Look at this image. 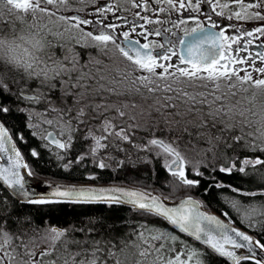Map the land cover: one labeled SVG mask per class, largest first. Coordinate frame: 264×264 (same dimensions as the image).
<instances>
[{"label":"snow or ice","instance_id":"snow-or-ice-1","mask_svg":"<svg viewBox=\"0 0 264 264\" xmlns=\"http://www.w3.org/2000/svg\"><path fill=\"white\" fill-rule=\"evenodd\" d=\"M125 3L138 10L133 19L116 15L121 9L119 0H0V25L13 31L19 25L20 31L37 36L40 46L36 63L23 68L10 60L0 63V161H6L0 163V191H9L22 205L130 206L141 215L164 221L173 231L141 225L130 233L131 241L118 242L96 239V229L90 227L46 225L13 233L7 227L10 217L3 212L0 264H213L214 259L225 264H264V258L257 257L258 250L264 251L261 239L233 227L235 221L227 211L222 212L224 220L203 211L202 202L192 196L170 206L168 198L154 191L116 184H44L47 191L43 193L36 190L43 182L32 184L35 173L2 119L13 111L27 113L31 135L39 136L43 147L63 162L64 171L91 164L94 169L118 172L156 159L163 161L171 177L169 187L192 190L201 185L205 176L201 167H209L208 157L216 161L224 156L225 163L219 167L213 163L212 172L247 176L252 169L264 180L259 171L264 155L227 157L221 150L223 146L234 152L242 146L264 153V52L253 56L249 51L254 40L264 37V0ZM205 4L209 7L207 27L199 20ZM87 5L94 7L87 16L81 15ZM182 10L197 14L188 17L195 26L188 27L184 19H171L173 12ZM110 16L117 22H109ZM214 16L259 23L251 29L233 23L221 27ZM44 20L48 23H39ZM57 25L63 30H54ZM150 36L162 37L163 42L150 40ZM88 49H95L109 63ZM250 90V97L244 95ZM35 105L43 108L38 110ZM42 125L59 131L54 135ZM17 139L27 143L23 135ZM193 140L207 146L197 148ZM78 141L83 150L68 158ZM182 142L185 148L191 145L190 150L197 151L201 159L187 160ZM29 154L40 157L35 148ZM85 179L94 181L98 175L90 172ZM225 187L249 198L248 203L225 200L241 223L258 228L264 238V188L244 191L217 181L205 192ZM6 204L7 197L0 201V206ZM22 220L29 222L27 217ZM75 232L84 238L70 235ZM176 232L201 247L189 246ZM177 242L182 245L180 251L175 248ZM41 245L43 250L37 251ZM237 249L250 255H238Z\"/></svg>","mask_w":264,"mask_h":264},{"label":"trees","instance_id":"trees-1","mask_svg":"<svg viewBox=\"0 0 264 264\" xmlns=\"http://www.w3.org/2000/svg\"><path fill=\"white\" fill-rule=\"evenodd\" d=\"M82 51V50H77ZM2 63V62H0ZM110 71H114L110 69ZM246 96H251V94H244ZM21 107L25 105L21 104ZM246 107L247 104L245 103ZM12 107L15 108L16 104L13 102ZM39 110L43 108V105H35ZM5 126L10 129V134L13 137L14 143L18 145L22 154L24 155L25 161L33 169L35 176L39 178H44L51 181L59 182H93V183H120L128 184L134 187H141L147 191L153 190L160 195L162 194L166 198L173 199L177 198L179 195L190 192H202L205 191L210 184L217 181L221 182L224 185H232L236 188L246 189L247 191H255L264 188V180L261 179L252 169H249V175L245 176L240 173L234 172L232 175H226L220 172H212L211 165L214 163L216 167H219L221 164L225 163V157L221 156L216 161H212L211 156L208 157L209 167L204 169L201 167V171L205 172L204 178L201 180V185L198 189L186 190L179 189L178 193L175 195H168L174 190L169 187L168 181L171 177L166 173L162 167V160L152 159L149 164H140L137 168L132 169L128 168L123 171H113V170H98L94 169L91 164H88L87 167L73 166L71 171H64L61 167L62 161H58L55 158V154L43 147V142L40 140L39 136L33 137L31 135L32 129L26 127L27 124V113H19L13 111L9 116L2 118ZM42 129L53 130L56 134L59 131L58 127H49L48 125H42ZM39 131V130H37ZM23 135L27 143H21L17 137ZM141 135V133H137ZM193 144L197 148L206 147L207 145L202 142H197L193 140ZM181 150L185 153L186 159L195 163L201 159V156L198 155L197 151L190 150L191 145L188 148H185V144L182 142ZM35 148L39 153V159L31 157L29 150ZM83 150V145L78 141L69 154L68 158H74L79 152ZM227 157H236V156H261L264 153L251 152L244 149L242 146L237 147L236 151L230 149H223ZM135 159V156H133ZM259 167V166H258ZM259 171L264 173V167H259ZM90 172H95L98 175L97 180H87L85 179L86 175ZM192 177L191 175H189ZM212 176L215 177V180H212ZM193 178V177H192ZM209 179V180H208ZM207 203L214 209H219L220 205L226 204L229 207V214L233 217L234 223L247 228L251 231L256 239H261V242H264V238L258 235L259 229H249L245 224L241 223L234 212L231 211L230 206L226 203V200H219L220 196H223L224 199L236 198L241 200L243 203H248L249 198H243L236 196L234 193L229 191L227 187L225 188H210L206 193ZM7 197V204L0 206V214L7 212L10 217L9 223L7 225L9 231L13 233H20L25 230L39 227L44 228L46 225H55L59 228H69V227H90L95 228L96 232L93 233L96 239L104 238L105 240L111 239L113 242H118L120 240H129L133 239L130 235L133 229L139 228L141 225H147L148 227H157L159 229H170L169 226L162 220L152 217L144 216L140 213L134 211L129 206H113L107 207L104 205H69V204H58V205H22L17 203L15 198L8 193L7 190L0 191V201H3ZM259 198H252V200H258ZM27 217L29 222H23L22 218ZM17 220H21V223H17ZM91 222V223H90ZM29 235L31 232L29 231ZM70 235L74 236L76 239H83V234L79 232L71 233ZM148 235V233H145ZM201 247V245H198ZM75 250L74 246L73 249ZM213 264H225V261L222 259H214ZM242 264H253L252 261H243Z\"/></svg>","mask_w":264,"mask_h":264},{"label":"flooded vegetation","instance_id":"flooded-vegetation-1","mask_svg":"<svg viewBox=\"0 0 264 264\" xmlns=\"http://www.w3.org/2000/svg\"><path fill=\"white\" fill-rule=\"evenodd\" d=\"M100 2L102 3L103 0H100ZM119 2L121 4V9H120L119 12L116 13V15H118V16H126L129 19H133V13L138 11V10L131 8V5L125 3V0H119ZM74 6L80 7L81 5L76 4ZM84 7H85V11L80 13V14L84 15V16H87L88 13L92 10V8L94 6L93 5H87V6H84ZM231 7L234 8V9L236 8L235 5H232ZM125 8L128 9V10L125 11ZM236 10H238V9H236ZM208 12H209L208 5H206V4L202 5L201 13L199 14V20L202 23H204L206 27L208 26L207 21H206V15H207ZM225 12H226V15H227V10H225ZM143 14H148V13H143ZM194 15H197V14L196 13H190L188 11H183L182 10L180 13L173 12L171 14V19L172 20H177V21H179L180 19H184V20L187 21V26L188 27H192V26H195V23L192 20H189L188 17L189 16H194ZM164 17H165V14H161V18H164ZM153 18L155 19V17H153ZM213 19H215L217 21V23L221 27H223V26H225V25H227L229 23H233V24L243 25V27L246 28V29H251V28H254V27L258 26V23H259V22L244 23L243 21H235V20L228 21L227 19H225L223 17H215V16L213 17ZM109 22L116 23L117 21L111 19V16H110ZM169 26L170 25H167V24L163 25V27H169ZM148 27H150V28H152V27H161V25H155V26L149 25ZM182 27H183V25H182ZM118 31H120V30H118ZM138 31H139V29H138ZM213 31H219V29L218 28L217 29H213ZM229 31H231V30H229ZM133 35H135V34H133ZM136 38L141 39L142 43L144 42L142 38H140V37H136ZM149 39L150 40H156V41H159V42H163V38L162 37L150 36ZM233 48H235V45H233ZM76 50H81V49L79 47H77ZM87 51L90 52L93 56H97V52H96L95 49H88ZM249 51H250V53L253 56H255V54L257 52H264V37H261L259 40H254L253 44L249 48ZM233 54H235V53H233ZM240 55L244 56V55H247V54L246 53H241ZM97 58L100 59V58H103V57L102 56H97ZM105 62L107 63L108 61L105 60ZM258 63H259V61H258ZM237 67H247V66L237 65ZM112 70L114 71V69H112ZM249 70L251 71V69H249ZM240 74L243 75L244 73L241 72ZM256 75H257L256 73H253L254 78L256 77ZM249 94H251V90L249 91ZM189 178H192V177H189ZM244 191H247V190L244 189ZM192 194H193L192 195L193 197H195L196 199L198 198L202 202V205H203L204 208H206L207 210H213L217 214H219L220 216H222V212H225V211L228 212L229 211V207H227L226 204L220 205L219 209H214L210 205H208V203H207L208 200L206 199V196H205L206 192L205 191L196 192V193L193 192ZM245 198H247V197H245ZM220 199H221V201L225 200L223 196H220L219 200ZM170 231L172 232V230H170ZM175 234H177L182 239V241L183 240L186 241L189 246L193 245V246H195L197 248L199 247L197 244L193 243L188 237H185L181 233L176 232ZM38 251H40V250H38Z\"/></svg>","mask_w":264,"mask_h":264},{"label":"clouds","instance_id":"clouds-1","mask_svg":"<svg viewBox=\"0 0 264 264\" xmlns=\"http://www.w3.org/2000/svg\"><path fill=\"white\" fill-rule=\"evenodd\" d=\"M38 37L35 35H18L0 37V62L10 60L21 68L29 63H36L39 56Z\"/></svg>","mask_w":264,"mask_h":264},{"label":"water","instance_id":"water-1","mask_svg":"<svg viewBox=\"0 0 264 264\" xmlns=\"http://www.w3.org/2000/svg\"><path fill=\"white\" fill-rule=\"evenodd\" d=\"M51 132H53V131H51ZM53 134L55 135V133L53 132ZM18 147V146H17ZM6 161H0V163H5ZM37 182H43L41 185H40V187L39 188H37L36 190H37V193H43V192H46L47 191V189L44 187V184H77V185H99V186H108V185H110V184H108V183H101V184H96V183H81V182H77V183H72V182H65V183H62V182H56V181H53V182H51V181H48V180H45V179H39V178H37V177H35V179L32 181V184L33 185H35ZM113 184H116V183H113ZM116 185H121V184H116ZM122 186H124V187H128V188H135V187H131V186H128V185H122ZM137 189H140V188H137ZM8 193H10L9 191H8ZM11 194V193H10ZM12 195V194H11ZM13 196V195H12ZM14 198H15V200L17 201V197H15V196H13ZM185 197H187V196H185ZM184 197V198H185ZM181 199H179V200H174V201H168V203H169V205L171 206L173 203H179V201H180ZM198 200V199H197ZM130 207V206H129ZM202 210L203 211H205V212H208L207 210H205L204 208H202ZM209 213H212V214H215L217 217H219L215 212H213V211H209ZM220 218V217H219ZM220 219H222V218H220ZM222 220H224V219H222ZM227 222V221H226ZM233 227H236V228H238L239 230H241V231H244V230H242V229H240L239 227H237V226H235V225H232ZM244 232H246L247 234H249V235H252L251 233H249L248 231H244ZM236 252H237V254L238 255H250V253H248L247 252V250H244V249H237L236 250ZM257 257L258 258H264V251H260V250H258L257 251Z\"/></svg>","mask_w":264,"mask_h":264},{"label":"rangeland","instance_id":"rangeland-1","mask_svg":"<svg viewBox=\"0 0 264 264\" xmlns=\"http://www.w3.org/2000/svg\"><path fill=\"white\" fill-rule=\"evenodd\" d=\"M29 23H31V21H29ZM39 23H40V24H46V23H48V22H47L46 20H44V21H40ZM49 26L51 27V25H49ZM19 27H20V26L18 25L17 30H16V31H13L11 28H7V27H4V26L0 25V29H2V30H0V37H3V36H18V35H26L27 33L24 32V31H20V30H19ZM54 30H60V31H62L63 28H62L60 25H57L56 28H54ZM100 59L103 60L104 63H106L104 58H100ZM107 63H109V62H107ZM246 94H249V92L246 93ZM38 178H39V177H38ZM39 179H44V178H39ZM45 180H47V179H45ZM48 181H51V180H48ZM53 181H54V180H53ZM53 181H51V182H53ZM58 182H59V181H58ZM176 192L178 193L177 190H174L173 193L170 192V194H168V195H175L174 193H176ZM41 246L44 247V245H41ZM175 248H176L177 251H180L181 248H182V245H181L179 242H177L176 245H175ZM38 250L42 251L43 249H39V248H37V251H38Z\"/></svg>","mask_w":264,"mask_h":264}]
</instances>
